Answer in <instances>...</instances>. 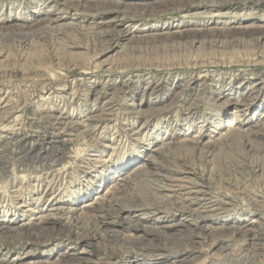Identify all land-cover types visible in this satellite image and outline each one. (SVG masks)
<instances>
[{
	"label": "rangeland",
	"instance_id": "rangeland-1",
	"mask_svg": "<svg viewBox=\"0 0 264 264\" xmlns=\"http://www.w3.org/2000/svg\"><path fill=\"white\" fill-rule=\"evenodd\" d=\"M0 264H264V1L0 0Z\"/></svg>",
	"mask_w": 264,
	"mask_h": 264
},
{
	"label": "bare ground",
	"instance_id": "bare-ground-1",
	"mask_svg": "<svg viewBox=\"0 0 264 264\" xmlns=\"http://www.w3.org/2000/svg\"><path fill=\"white\" fill-rule=\"evenodd\" d=\"M211 1H214V0H211ZM219 1V0H218ZM264 0H255V2L257 3H259V2H263ZM225 2V1H224ZM223 4V3H222ZM227 4V3H226ZM193 184V183H192ZM199 184V183H198ZM197 192V191H196ZM202 196V195H201ZM210 197V196H209ZM209 199V198H208ZM205 208V207H204ZM205 211V210H204ZM206 212V211H205ZM248 232V231H247ZM256 233V232H255ZM254 239V238H253Z\"/></svg>",
	"mask_w": 264,
	"mask_h": 264
}]
</instances>
